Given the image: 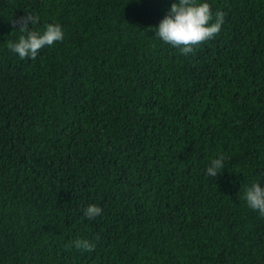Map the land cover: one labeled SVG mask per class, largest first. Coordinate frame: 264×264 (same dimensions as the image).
Wrapping results in <instances>:
<instances>
[{"label":"trees","instance_id":"trees-1","mask_svg":"<svg viewBox=\"0 0 264 264\" xmlns=\"http://www.w3.org/2000/svg\"><path fill=\"white\" fill-rule=\"evenodd\" d=\"M175 2L0 0V264H264V0H197L224 22L187 55ZM27 13L64 33L35 60Z\"/></svg>","mask_w":264,"mask_h":264},{"label":"clouds","instance_id":"clouds-1","mask_svg":"<svg viewBox=\"0 0 264 264\" xmlns=\"http://www.w3.org/2000/svg\"><path fill=\"white\" fill-rule=\"evenodd\" d=\"M39 20V16L27 13L16 22L20 24L19 31L26 35L21 34L16 42L9 41L8 48L18 54L22 60L25 58L35 60L42 48L64 39V33L59 24L49 23L43 32L34 30L31 26H35ZM212 20L213 14L209 3L177 0L172 4L170 14L156 28V35L165 44H170L178 48L182 54L187 55L193 53L194 46L214 38L220 32L224 13L217 12L215 22H211ZM225 159L223 154L212 159L206 169V175L217 177L221 174V170L225 168ZM243 198L251 209L257 210L261 216H264V188L259 182L247 188ZM101 213L102 209L92 204L85 209L84 214L89 219H95ZM74 246L87 251L95 248V245L86 239H76Z\"/></svg>","mask_w":264,"mask_h":264}]
</instances>
